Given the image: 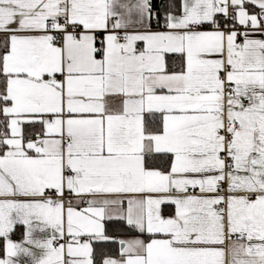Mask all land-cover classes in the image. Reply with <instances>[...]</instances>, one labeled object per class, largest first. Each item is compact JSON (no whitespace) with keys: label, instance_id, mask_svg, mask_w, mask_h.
Listing matches in <instances>:
<instances>
[{"label":"snow or ice","instance_id":"snow-or-ice-1","mask_svg":"<svg viewBox=\"0 0 264 264\" xmlns=\"http://www.w3.org/2000/svg\"><path fill=\"white\" fill-rule=\"evenodd\" d=\"M0 241L264 264V0H0Z\"/></svg>","mask_w":264,"mask_h":264},{"label":"trees","instance_id":"trees-1","mask_svg":"<svg viewBox=\"0 0 264 264\" xmlns=\"http://www.w3.org/2000/svg\"><path fill=\"white\" fill-rule=\"evenodd\" d=\"M16 237H18V236H16ZM0 247H2V241H0Z\"/></svg>","mask_w":264,"mask_h":264},{"label":"crops","instance_id":"crops-1","mask_svg":"<svg viewBox=\"0 0 264 264\" xmlns=\"http://www.w3.org/2000/svg\"><path fill=\"white\" fill-rule=\"evenodd\" d=\"M14 238H17L18 239L19 237H14Z\"/></svg>","mask_w":264,"mask_h":264}]
</instances>
